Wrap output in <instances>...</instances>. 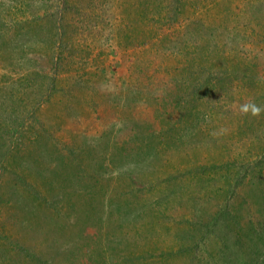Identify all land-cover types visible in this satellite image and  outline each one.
Returning a JSON list of instances; mask_svg holds the SVG:
<instances>
[{
  "label": "rangeland",
  "instance_id": "374dc122",
  "mask_svg": "<svg viewBox=\"0 0 264 264\" xmlns=\"http://www.w3.org/2000/svg\"><path fill=\"white\" fill-rule=\"evenodd\" d=\"M249 102L264 0H0V264H264Z\"/></svg>",
  "mask_w": 264,
  "mask_h": 264
},
{
  "label": "clouds",
  "instance_id": "9594fccd",
  "mask_svg": "<svg viewBox=\"0 0 264 264\" xmlns=\"http://www.w3.org/2000/svg\"><path fill=\"white\" fill-rule=\"evenodd\" d=\"M240 111L245 114H251L253 116L259 115L261 112H264V107L256 104L255 102H249L241 105ZM215 134V133H214Z\"/></svg>",
  "mask_w": 264,
  "mask_h": 264
}]
</instances>
